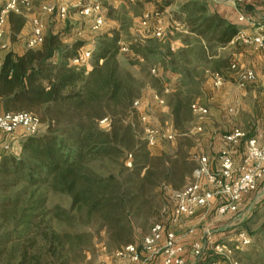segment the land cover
Wrapping results in <instances>:
<instances>
[{
    "label": "trees",
    "instance_id": "obj_1",
    "mask_svg": "<svg viewBox=\"0 0 264 264\" xmlns=\"http://www.w3.org/2000/svg\"><path fill=\"white\" fill-rule=\"evenodd\" d=\"M147 1L159 13L171 3ZM256 4H249L248 10ZM174 15L184 18L189 33L209 46L225 47L239 31L230 16L195 0L185 1ZM8 23L15 40L26 18L10 13ZM85 46L82 41L66 43L64 33H55L45 35L36 48L3 55L4 112L34 113L46 128L24 136L19 154H0V264L75 263L92 245L90 233L79 227L93 220L115 252L120 251L135 243L132 218L150 201L152 189L165 185L180 190L184 186L178 182L197 167L184 150L173 156L152 155L140 112L133 107L140 90L117 53L127 47L147 63L157 50L143 42L122 44L117 33L105 34L92 64H74ZM170 95L173 129L181 130L193 113L192 93L175 85ZM105 119L108 127L102 128L99 123ZM129 154L134 156L132 169L125 164ZM115 169L126 173L125 178ZM50 192L69 197L71 209L48 206ZM258 233L264 234V225ZM261 252L264 256V247ZM214 260L218 257L206 249L196 264Z\"/></svg>",
    "mask_w": 264,
    "mask_h": 264
},
{
    "label": "rangeland",
    "instance_id": "obj_2",
    "mask_svg": "<svg viewBox=\"0 0 264 264\" xmlns=\"http://www.w3.org/2000/svg\"><path fill=\"white\" fill-rule=\"evenodd\" d=\"M101 1L108 14L105 15L104 24L96 31L92 30L89 23L72 10L65 20L56 19L54 16L39 15L40 6H36L32 12L42 17L45 35L64 33V37L70 42H85L87 47L83 48L81 52L86 49L92 52L88 61L91 64L99 38L105 34L117 33L122 44L130 45L139 42L151 44L158 53L151 57V61L147 63L138 59L130 51L117 53V58L122 66L132 73L135 83L139 87L140 92L136 100L141 101L139 111L148 117L149 125L173 127V116L167 105L172 98L171 89L175 85H178L184 92L192 93L191 100L194 102L201 99L202 104L207 106L208 112L205 115L191 113L189 119L182 123L181 130H174L176 136L172 141H161L155 147H148L152 155L173 156L178 150H184L188 152L191 160L196 161L198 154L210 151V146V148H215L214 151H217L221 147L223 135L234 126L242 128L250 135L260 136V142H264L263 105L259 102V98H254L250 92L251 90L259 92L260 89L240 90L235 72L230 69L231 63L235 61L245 64L248 63V59L258 60L250 47L237 43L225 47L217 44L209 46L203 39L190 34L188 27L182 23L184 18L177 20L174 15L181 4L187 0H171L165 11L158 18L153 17L145 26L141 24L142 15L153 9V3L147 0ZM157 1L162 2L163 0ZM195 1L206 3L211 10L220 6L218 3L220 0ZM256 6L260 8V12H264V3L259 2ZM229 16L235 21L234 13H229ZM157 28H161L160 37L154 34ZM29 31L30 28L27 29V35L20 39L16 37L17 44L25 43L23 39L24 37L26 39ZM79 31H81L80 35L77 33ZM13 41L10 26L7 24L4 36L0 39V52L7 50L2 46L9 47ZM258 61L261 66L260 70L264 72L263 60ZM214 73H219L224 77V85L219 89H215L212 85ZM155 96L164 99L165 104H159ZM230 109L233 110L230 111ZM137 122H139L138 119ZM108 123L109 121L106 120L99 124L102 128H107ZM197 127H201V131H198ZM45 128L46 125L41 123L39 131L42 132ZM8 145L10 148L2 149V152L16 154V145L13 140ZM180 146L181 148H179ZM133 157L130 159L131 166L128 165V159L125 160L129 169L133 168ZM114 173L122 179L126 176V173L119 174V169H115ZM192 174L187 175L182 183L177 181L178 184H181L182 187L187 185L192 180ZM172 191L165 185L152 189L150 201L144 203L141 210L133 215L135 243H140L152 224L161 220L162 208L170 202ZM54 204L71 209L69 197L50 192L48 193V206ZM263 225L264 179L258 183L256 192L242 200L236 214L218 217L214 211L209 213L197 226L198 237H201L206 226H209L212 232V242L224 241L236 232L244 230L251 234L254 240L249 247L238 251L235 254V259L239 264H264V256L261 254L264 240H258V236L264 237V234L256 235L261 231ZM79 229L90 233L92 245L72 264H97L101 260L110 261L112 264L122 263V260L116 256L115 248L111 245L106 232L98 231L96 221L86 223ZM191 260L194 261L192 254Z\"/></svg>",
    "mask_w": 264,
    "mask_h": 264
},
{
    "label": "built area",
    "instance_id": "obj_3",
    "mask_svg": "<svg viewBox=\"0 0 264 264\" xmlns=\"http://www.w3.org/2000/svg\"><path fill=\"white\" fill-rule=\"evenodd\" d=\"M0 39L4 36L8 15L14 13L27 17L31 13L37 0H0ZM227 3L233 10L235 23L239 31L230 44H240L250 47L254 54H259L264 63V12L255 6L248 10L251 3H264V0H220ZM74 11L86 20L91 29L96 31L104 24L106 9L101 0H51L39 7L40 15L54 16L59 20L68 18L70 11ZM263 13V14H261ZM161 15L153 9L144 12L141 24L147 25L153 18ZM45 26L40 16L30 18V33L25 39L26 48L40 46L45 37ZM78 35L81 31L77 32ZM155 36H161V28L154 32ZM5 48V46H2ZM121 51H129L122 47ZM92 56L88 49L82 51L79 57L72 62L74 64H87ZM230 69L235 72L239 88H245L249 84L258 81V75L254 68L235 61ZM153 72L155 70H152ZM224 77L214 73L212 85L219 89L224 85ZM264 92V84H263ZM159 104L165 101L155 96ZM133 107L140 109L141 101H134ZM193 114L205 115L208 112L206 105L199 101L191 105ZM232 111V109H230ZM140 112V111H139ZM140 123L144 129V139L149 147H155L161 141H172L176 134L172 126L149 125V119L141 114ZM106 120H102L104 123ZM41 122L39 117L31 112H0V132L11 135L19 128H23L25 135H34L39 132ZM201 131V127H197ZM223 141L228 146L219 154L217 167L213 168L207 156H197V167L192 174V180L182 189L172 191L169 205L162 208L161 215L165 221H157L152 224L149 232L140 243L130 244L116 252V256L122 260L121 264H186L184 256L185 247L183 240L190 236L195 228H189L182 234L174 231L173 226L182 219L193 218L198 214L200 221L209 213L215 212L216 216L224 217L228 214H236L244 198L257 191L258 183L264 179V143H259L255 137L241 128H233L223 135ZM242 147V156L239 165L236 166L231 147ZM4 150L10 147L3 146ZM132 155H128L129 166ZM212 232L209 226L203 229L201 238L192 243L191 254L194 263L203 256L205 250H210L218 260L209 264H239L235 254L249 247L253 243V237L244 230L236 232L224 241L212 242ZM97 264H112L110 261L101 260Z\"/></svg>",
    "mask_w": 264,
    "mask_h": 264
},
{
    "label": "crops",
    "instance_id": "obj_4",
    "mask_svg": "<svg viewBox=\"0 0 264 264\" xmlns=\"http://www.w3.org/2000/svg\"><path fill=\"white\" fill-rule=\"evenodd\" d=\"M46 2H48V1H46V0H37L36 1L37 5L35 4L32 10H34L36 8V6L37 7L41 6L42 4H44ZM218 3L220 4V6H217V9L220 10L221 12H224L225 15L229 16V13H231V14L233 13V10L228 6L227 3H222V2H218ZM106 13L108 14L107 10H106ZM35 15H36V13L31 11V13H29V15L26 17V23H25L22 31L20 32V34L17 36L18 39H20L24 35H27L26 34L27 33V29L30 28V18L35 16ZM46 16H48V15H46ZM7 24H9L8 21H7ZM29 33H30V31H29ZM23 41H25V37H24ZM65 42L66 43H70V40L65 38ZM86 47H87V45L84 48H86ZM5 48H7L6 51L0 52V64H1V61H2V58H3V55L7 51L13 50V51H15L17 53H23L27 49L26 46H25V43L17 44L16 39L13 41V44H10L9 47L5 46ZM256 56H257L258 60H260V61L262 60V57L259 54H256ZM258 60H256V59L249 60L248 59V63H245L247 66H250V67L255 69V71H256V73L258 75V81L253 83V84H249L245 88H239V87L238 88L240 90H248V89L251 90V89H256V88L258 89L259 88L260 89L259 92H258V90H254V91L251 90L250 92L252 93L254 98H257V97L259 98V100H260L259 102L262 103L263 111H264V92H263L264 72H262L260 70L261 66H260ZM245 61H246V59H245ZM243 64H244V62H243ZM248 64H251V65H248ZM263 69H264V67H263ZM197 101L202 103L201 99H199ZM0 112H4V109L2 108V104L1 103H0ZM233 128H236V127L234 126V127L230 128L227 132H229ZM237 128H239V127H237ZM247 133L249 134V132H247ZM24 136H26V135H25V131H24L23 128H19L15 133H13L11 135H6V134L0 132V154L4 153V152H2V149H4L3 146L5 144H8L12 140H13V143L16 145V152L15 153L19 154L21 152V144L20 143H21V140L23 139ZM249 136L255 137L258 140L259 143H264V142H260V136H258L256 134L255 135H250L249 134ZM3 137H4V139H3ZM3 140H4V142H3ZM221 140H222L221 147H219V149L217 151H214L215 148H213V147L210 148L211 147L210 146L209 147L210 151H207V153L206 152L205 153L202 152V153L197 155V156H202V155L203 156L204 155L207 156L210 159L213 168L217 167V158H218L219 154L228 146V144H226L223 141L222 138H221ZM201 150H204V149H201ZM231 151H232V155L234 157L235 164L237 166V165H239V163L241 161L242 147L232 146L231 147ZM165 206H170V205H169V203H167ZM200 215L201 214H198V215H196L193 218L182 219L178 224L173 226L174 231L176 233H178V234H182L183 232L187 231L191 227L195 228V231L190 236H188L186 239L183 240V244H184V247H185L184 256H185L186 261H187L186 264H195L194 261L191 260V253H192L191 252V246H192V243L195 240H199L201 238V237L200 238L198 237L199 236V233H198L199 230L197 228L198 224L200 223V218H199ZM160 218H161V220H159V221H165L166 220V218L164 216H162V215L160 216ZM197 218H199V219L197 220Z\"/></svg>",
    "mask_w": 264,
    "mask_h": 264
}]
</instances>
